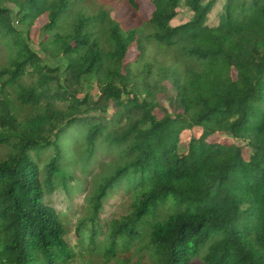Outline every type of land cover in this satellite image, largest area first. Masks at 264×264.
Instances as JSON below:
<instances>
[{
	"label": "trees",
	"instance_id": "trees-1",
	"mask_svg": "<svg viewBox=\"0 0 264 264\" xmlns=\"http://www.w3.org/2000/svg\"><path fill=\"white\" fill-rule=\"evenodd\" d=\"M149 1L148 19L126 27L107 13L98 33V14L83 8L63 31L78 1L0 0V38L15 51L0 65V264L77 263L47 196L69 192L79 164L89 175L99 159L81 252L87 244L120 264H264V0ZM9 4L61 63L12 32ZM124 4L139 13V0ZM121 188L128 212L102 225Z\"/></svg>",
	"mask_w": 264,
	"mask_h": 264
},
{
	"label": "rangeland",
	"instance_id": "rangeland-1",
	"mask_svg": "<svg viewBox=\"0 0 264 264\" xmlns=\"http://www.w3.org/2000/svg\"><path fill=\"white\" fill-rule=\"evenodd\" d=\"M78 1L75 8L70 11V14L62 15L61 21L66 26L63 27V31L66 32L69 30L68 27L72 23L75 18L76 11L79 8L87 9V11L98 14L97 18H95V22L93 28L96 29L99 33V30L103 24L105 16L107 13H111L112 16L116 19L121 20V22L126 26H135L136 24H140L142 20H146L151 16L153 6L151 5L149 0H139L140 1V11L139 13L131 10L129 6L127 7L124 2L125 0H75ZM225 0H219L217 4V8H220ZM3 3V2H2ZM11 8H13V33L16 34V29H18L22 36L25 37V40L28 42L30 48L39 52L40 55L48 60L46 57V52L43 50L41 46L42 34L40 33L39 25H34L29 32L27 31V22L22 21L18 22V18H16V11L18 10V6L14 4H9ZM217 10V9H216ZM181 18L179 21H185L187 18L191 17L192 12L188 7H182ZM8 28H5L7 31ZM68 29V30H67ZM10 54H15V51H12L7 45V40L5 38H0V65H7L8 57ZM135 58V49H131L128 54V60H133ZM51 65H55L61 63L62 61H51L48 60ZM30 79V78H29ZM96 93V90L93 91ZM162 100H164L162 98ZM113 112V109H110V113ZM199 130L195 132L197 135ZM192 135V131H184L181 137V145L180 150L185 152L188 147L189 139ZM223 138L222 135H215L211 137V140H220ZM77 142L78 145H84V141L80 139L79 141L72 140L70 138L68 140V146L70 144ZM66 146L67 153L72 156L73 149L72 147ZM248 149L245 147L244 152L247 155ZM106 159H109L108 156H104ZM102 158V157H101ZM100 159L98 160L99 163ZM92 163L88 169V173L93 169V174L85 175L83 171V166L79 164L78 168L75 170L76 180L71 182V187L69 192L65 191L64 188H59L56 191L52 192L47 196V201L55 207L64 219V222L67 227V239L70 242L72 248L75 250L76 256L74 260H77L76 264H120L119 257H114L110 261L107 260L102 253L96 251H89L88 245L84 244V248L82 252L80 251V247L77 246L79 242L77 230L80 222L84 220L86 217H90L92 215L91 204L88 200V192L91 190V183L93 182L94 175H97L100 172L101 165ZM83 188H85L83 190ZM78 189V190H77ZM79 189H82L80 191ZM131 202V195L125 188H121L115 191L112 195H110L104 202V207L102 212L100 213V219L102 221V225L110 221L112 218L119 216L123 213L128 212L129 204ZM103 232L105 227L100 228ZM105 238L103 233H100L99 240ZM87 243V242H86ZM133 249L131 248V250ZM129 251L122 252L119 250L118 255L126 257L129 255ZM119 258V259H118Z\"/></svg>",
	"mask_w": 264,
	"mask_h": 264
}]
</instances>
